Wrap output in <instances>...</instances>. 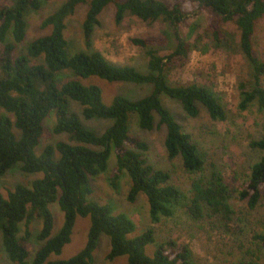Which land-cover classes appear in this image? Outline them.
<instances>
[{
	"label": "trees",
	"instance_id": "obj_1",
	"mask_svg": "<svg viewBox=\"0 0 264 264\" xmlns=\"http://www.w3.org/2000/svg\"><path fill=\"white\" fill-rule=\"evenodd\" d=\"M49 1L15 0L6 5L0 0V176L17 166L24 173L40 175L28 184H16L7 194L0 190V234L5 254L11 264H92L99 239L105 234L110 239L109 261L126 256L127 264H199L189 244L175 240L162 241L149 256L146 247L155 242L156 230L151 227L134 234L136 224L131 217L91 197L92 182L108 171L114 153L116 165L110 185L118 189L127 176V200L133 203L145 195L153 223L174 216L180 209L199 220L206 210L219 216L228 232H235L232 199L237 196L249 209H255L264 198V136L250 142L262 155L251 165L239 190L220 173L207 172L206 152L165 106L161 95L177 101L190 117L198 116L202 106L213 120L228 118L226 106L209 87L198 82L171 83L168 76L173 69L185 68L196 48L189 38L197 26L191 25L186 36L182 26L187 18L205 14L207 25L199 38L207 39V49L230 42L226 24L235 23L239 28L238 46L250 68L248 81L241 84L239 107L248 110L255 106L264 112V56L256 41L264 18V0H64L42 20L41 27L49 32L27 42L28 14ZM81 4L88 7L82 24L85 50L73 47L65 34L67 19ZM110 4L116 8L117 22L130 13L144 21L166 23L171 29L169 38L174 39L172 51L163 55L153 46L164 44L165 35L132 36L130 43L146 50L147 70L109 61L93 47L92 38L100 14ZM95 77L149 85L151 90L139 98L117 94L107 103L99 84L85 82ZM73 101L80 104L86 119H111L113 123L102 133L87 127L73 109ZM52 112L56 123L49 129L45 119ZM133 114L143 130L165 127L167 156L180 158L184 171L193 175L190 187L175 182L170 171L149 160L148 142L130 132ZM47 134H66L67 139L47 144L37 153ZM53 204L59 205L64 216L55 235ZM78 217L90 218L85 246L70 258H52L61 255L71 242ZM34 221L41 222L37 233L41 245L30 263ZM22 224L25 233L20 236ZM253 237L264 248V232ZM250 252L237 264H260L256 251Z\"/></svg>",
	"mask_w": 264,
	"mask_h": 264
},
{
	"label": "rangeland",
	"instance_id": "obj_2",
	"mask_svg": "<svg viewBox=\"0 0 264 264\" xmlns=\"http://www.w3.org/2000/svg\"><path fill=\"white\" fill-rule=\"evenodd\" d=\"M64 0H52L46 3L39 11L28 14L27 42L47 34L49 29H43L41 23L44 17L53 12ZM3 4L13 5L15 0H1ZM87 5L77 7L74 15L67 19L66 37L70 44L82 50L87 49L83 41L82 24L86 15ZM116 8L108 5L99 16L93 34V47L103 52L111 62L119 65H132L142 71L147 70L148 55L146 50L130 43L132 36L160 37L165 35L167 41L162 45H153L161 54L172 51L174 39L171 29L162 21H144L135 15L127 13L117 22L115 19ZM196 25L197 29L189 38L196 45L191 52L190 61L183 69H173L169 72L171 83L198 82L209 87L221 99L228 110V118L224 121L213 120L205 108L200 107V113L196 117L188 116L181 105L166 95H161L167 108L176 116L183 125L185 131L191 133L198 141L200 147L206 152L207 172L220 173L226 181L241 189L244 180L249 174L251 165L262 155L261 151L251 148L250 142L264 136V112H259L253 106L248 110H241V84L249 78V64L241 52L239 44L240 30L235 23L225 25L226 35L230 42L221 47H205L207 39L199 38L207 25L205 14H196L187 18L182 26L183 34L189 33L190 26ZM168 35V36H167ZM171 39V40H170ZM198 39V40H197ZM233 39V40H232ZM232 40V41H231ZM256 41L260 52L264 56V18L258 25ZM207 49V50H205ZM99 84L104 91V100L110 103L117 94H123L130 98H139L150 92L149 85H135L120 82H107L99 78L85 81ZM73 109L79 114L84 124L102 133L113 123L111 119H86L81 112L80 104L72 102ZM137 115L130 118V132L133 135L148 142L150 149L146 153L149 160L156 166L171 172L174 181L185 188L190 187L189 175L182 167L180 158L171 160L168 158L164 140L165 127L155 128L151 131L143 130L137 123ZM56 123V114L50 113L45 119V125L51 129ZM18 133V130H16ZM67 139L66 134H47L42 138L41 144L36 148L40 153L47 144L55 145L60 140ZM116 165L114 153L109 159L108 171L100 174L93 180V193L91 197L101 203L109 204L115 212L126 213L136 224L134 234H141L148 228L156 230V240L146 247L149 256H153L157 245L164 240H175L178 243L189 244L195 253L199 264H237L242 257H248L245 253L256 251L260 264H264V248L254 240V234L264 232V198L255 209H249L246 201L237 196L232 199L236 215L232 224L235 232H228L221 218L214 214H208L206 210L201 219H193L188 212L180 209L172 217L163 218L158 223H153L149 216V203L145 195L141 194L133 203L127 200L129 180L124 176L118 189H114L109 178L113 174ZM39 174L24 173L19 166L0 176V190L7 194L8 189H13L18 183H30ZM52 211L55 216L53 235L57 234L63 223V212L58 204H53ZM89 217H78L73 231L72 240L65 245L59 256L52 258L67 259L78 253L86 244ZM41 227L40 221L31 224L32 237L29 244L32 263L34 255L41 245L37 239V233ZM25 226L21 225L20 236L24 235ZM110 250V239L102 234L94 252L92 264H127V257L121 256L113 261L106 259ZM4 249L0 234V262L11 264Z\"/></svg>",
	"mask_w": 264,
	"mask_h": 264
}]
</instances>
